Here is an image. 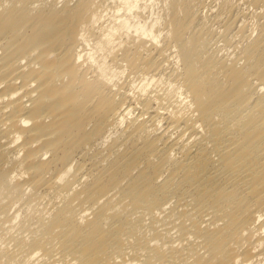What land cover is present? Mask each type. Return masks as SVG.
<instances>
[{
	"label": "bare ground",
	"instance_id": "6f19581e",
	"mask_svg": "<svg viewBox=\"0 0 264 264\" xmlns=\"http://www.w3.org/2000/svg\"><path fill=\"white\" fill-rule=\"evenodd\" d=\"M0 264H264V0H0Z\"/></svg>",
	"mask_w": 264,
	"mask_h": 264
}]
</instances>
